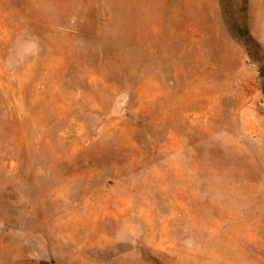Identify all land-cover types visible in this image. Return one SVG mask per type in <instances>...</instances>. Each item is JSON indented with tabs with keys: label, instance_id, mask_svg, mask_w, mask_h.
<instances>
[{
	"label": "rangeland",
	"instance_id": "obj_1",
	"mask_svg": "<svg viewBox=\"0 0 264 264\" xmlns=\"http://www.w3.org/2000/svg\"><path fill=\"white\" fill-rule=\"evenodd\" d=\"M0 264H264V0H0Z\"/></svg>",
	"mask_w": 264,
	"mask_h": 264
}]
</instances>
